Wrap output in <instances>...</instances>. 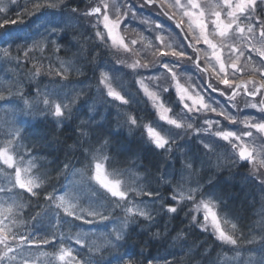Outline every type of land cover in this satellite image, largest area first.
<instances>
[{
    "label": "snow or ice",
    "instance_id": "1",
    "mask_svg": "<svg viewBox=\"0 0 264 264\" xmlns=\"http://www.w3.org/2000/svg\"><path fill=\"white\" fill-rule=\"evenodd\" d=\"M137 6L166 17L174 29L143 15ZM69 7L68 21L50 34L27 41L4 39L11 25L22 24L45 9ZM84 24L90 27L85 29ZM65 32L74 43L61 36ZM69 46L76 50L71 56L66 51ZM102 49L112 64L135 77L139 92L154 110L152 119H141L130 107V97L117 85L114 72L98 63ZM84 53L91 65L88 72L93 73L86 87L96 90L90 112H96L100 103L111 104L116 121L130 130L140 127L153 144L168 148L172 141L155 121L175 130L183 124L176 113L183 111L189 120L196 116L197 125L204 121L205 127L211 125L214 135L201 137L208 150L235 146L242 167H248L250 160L264 163V0H82L79 6L63 0H0V264H85V256L91 264L97 253L114 246L120 226L91 231H80L79 226L95 224L107 229L113 216L101 203L105 194L113 201L141 195L136 186L142 180L135 167L108 171L107 140L96 144L79 166L71 164L69 157L57 167L42 153L47 141L29 138L21 126L17 113L22 108L33 113L48 109L59 123L85 94L66 93V103L53 105L45 92L32 103L29 97L34 94L30 87L25 91V77L35 81L55 70L58 81L72 83L74 76L88 79L77 55ZM45 55L55 59L45 65L39 59ZM184 64L194 65L199 79L183 71ZM170 90L178 107L167 102ZM211 93H219L226 102H218ZM79 131L81 142L87 143L86 121H81ZM225 163L224 156L218 155L217 166ZM125 175L132 182V192L124 190L121 178ZM62 179L67 187L58 191ZM251 183L260 188L261 203L253 217L239 221L232 231L226 229L231 221L221 215L215 201L201 200L197 206L193 219L203 232L210 233L207 239L211 241L198 249L204 264H255L251 254L245 257L241 242L248 241L249 249L264 247V180L253 178ZM196 191L181 193V197L194 198ZM150 198L151 193L143 196ZM167 206L173 208L171 200ZM127 211L131 216L146 215L138 207L128 206ZM180 246L172 245L174 249ZM184 249L168 251L158 259L142 257L137 251L110 264H186L191 249L187 245Z\"/></svg>",
    "mask_w": 264,
    "mask_h": 264
},
{
    "label": "clouds",
    "instance_id": "2",
    "mask_svg": "<svg viewBox=\"0 0 264 264\" xmlns=\"http://www.w3.org/2000/svg\"><path fill=\"white\" fill-rule=\"evenodd\" d=\"M63 2L72 4L71 0H63ZM50 9H45L47 12ZM72 8H65L63 13L66 17ZM61 10L57 9V14ZM63 26L45 24L36 36H42L51 33V29ZM65 38L70 42L71 35L65 32ZM27 41V40H25ZM68 55L76 52L70 46L66 49ZM95 54V53H94ZM81 61V67L89 76L88 69L89 56L87 53L77 54ZM47 65L50 59L54 60V56H41ZM99 60V57H97ZM23 75V74H22ZM83 77H75L72 83L67 80H57L55 70L51 74L45 73L43 79L35 81L25 77V91L30 87L32 90V103L44 95L45 92L51 96V104L57 102L66 103L64 96L71 92L73 95L83 91L85 94L80 96V101L73 105L68 115L61 121L57 122L55 113L45 109L42 113L29 112L26 109L18 111L17 116L21 122V126H27L26 134L29 138L33 136L40 141H47L45 145L53 148L56 152L63 151L62 165L71 157L70 163L79 166L85 162L84 157L88 156L98 143H107V152L110 156L108 161V171H126L129 166L135 167L140 173L142 184L137 185V190L141 194L137 198L131 194L127 201H113L112 197L105 194L102 204L104 210L113 219L107 222V229L103 225L85 224L80 225V231H91L99 228L101 230H110L113 225L120 226L118 228L119 236L114 241V246L103 254L97 253L91 264H110V261H118L121 256H132L139 251L142 257L155 255L157 259L161 255H167L168 251H184V245L191 249L190 259L186 264H204V260L197 253L198 249L203 244H209L211 241L207 239L210 233H205L193 219L196 214L197 206L201 200L211 199L218 205L221 215L226 216L231 222L226 223L225 227L228 231L233 230V225L240 221L238 217L231 215L228 210V204L233 196L231 191L221 193L219 190H210L209 186L213 184L227 185L230 189L237 188L241 198L250 196L251 203L255 208L261 203V191L257 185L240 186L241 178H253L264 180V163L260 161H249L248 167H242V161L236 157L235 146L227 147L224 145L215 146V151L208 150L207 143L202 141V136H212L214 131L209 124L205 127L207 121L197 125V117L193 116L189 120L184 116L183 111L176 113V117L183 121L182 126H178L172 133L163 130V135L168 137L172 144L168 148H161L153 144L147 136H145L140 127H133L131 130L127 124H122L116 121L115 114L112 117L105 119L101 114L98 116L90 115V106L94 103L95 96L86 86L88 82H81ZM76 81H80L77 83ZM94 89V88H93ZM58 94V95H57ZM83 101L88 106V112H82L77 108V105ZM208 111H211L209 106ZM141 119H145L141 115ZM100 120L105 121L107 129L103 134H100L93 126L99 124ZM71 121V126L75 132L71 135L67 131V122ZM81 121L87 122L89 129V139L87 143H82L80 140ZM53 135L62 136L61 140L53 141ZM195 137L199 145L202 146L200 154L194 156L186 146L182 145L181 141H191ZM129 142H139L141 145L150 144L158 156V162L153 165L146 161L143 156V148H138L134 152L125 151L120 144L121 140ZM77 145L78 148L73 150L70 146ZM223 155L226 163L222 167L217 166V156ZM55 155V153H54ZM234 161V163H232ZM124 190L132 192V182L127 175L122 178ZM194 189H198L194 193V198H182L181 193H192ZM254 189V192L252 191ZM151 193L153 198L144 200L143 196ZM171 200L173 208L167 206V201ZM140 208L146 213L143 216H131L128 214L127 208ZM174 209V210H173ZM251 218V217H250ZM237 239H240L239 233H236ZM259 239V238H257ZM242 248L245 257L249 254L254 258L255 264H264V247L257 246L249 249L248 241H242ZM179 244V248H173L172 245ZM151 250V251H147ZM85 264H89V257L85 256ZM214 259V257H213Z\"/></svg>",
    "mask_w": 264,
    "mask_h": 264
},
{
    "label": "trees",
    "instance_id": "3",
    "mask_svg": "<svg viewBox=\"0 0 264 264\" xmlns=\"http://www.w3.org/2000/svg\"><path fill=\"white\" fill-rule=\"evenodd\" d=\"M92 74H93V73H92ZM95 91H96V90H95ZM133 96H134L136 99H138L139 102H132V104L130 105V107H133V105L135 104V106L138 108V107H139L138 104H141V102H142L143 95H142V93H140L139 91H137L136 93L133 94ZM136 103H137V104H136ZM103 116L105 117V119H107V118L112 117V116H114V115H113V114L109 115V114L105 113V114H103ZM96 126H97L96 129H97V131H98L100 134H103V133L107 130V129L105 128V121H104V120H100L99 124L96 125ZM74 132H75V129H71V130H69V133H68V134L71 135V134H73ZM33 139H36V137H34ZM196 145H197V144H190L187 150H188L189 152L192 151V150H194L195 153H196V151H200V149H199L198 147H197V148L195 147ZM140 146L143 148V156H144V159H145L146 161H149V162L152 163L153 165H156V163L158 162V160H157V162H156V160L153 161V160L151 159V156L148 155L146 149L144 148V145L139 144V146L136 147V150H137L138 148H141ZM44 147L48 148L49 146L45 145ZM44 147H43V148H44ZM50 148H51V147H50ZM123 148H125V145L123 146ZM51 149H53V148H51ZM53 150H55V149H53ZM136 150H135V151H136ZM132 151L134 152V149H132ZM151 155H153V154L151 153ZM49 160H50V162H51L52 164H54V165H56V166L61 165V164H62L61 161L63 160V151L60 150L59 152H55V155H53L52 158L49 157ZM216 186H217V185H216ZM240 186L243 187L244 184H243L242 182H240ZM209 187H211V186H209ZM218 190H220V189H218ZM224 190H227V191H220V192H221V193H225V192H229V191H231V192L233 193V196H232V198L230 199L229 204H228L229 206H227V207H228V210H229L230 213H231V215H233L234 217H238L239 220L242 221V222H247V221H245V220H248V219H249V216L246 214V212H248L247 209H251L252 206H253V205H250L251 203H249V200L251 199V197H250V196H246V197H244V198H241V195H240L239 191H238L237 188H235V187H232V188L230 189V188L227 186ZM253 192H254V191H253ZM253 208H254V206H253ZM150 251H151V250H150Z\"/></svg>",
    "mask_w": 264,
    "mask_h": 264
}]
</instances>
